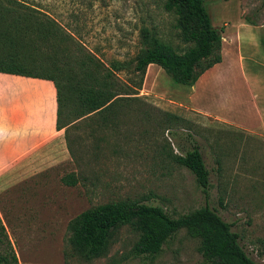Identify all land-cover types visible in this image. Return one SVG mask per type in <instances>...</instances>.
I'll list each match as a JSON object with an SVG mask.
<instances>
[{"label":"rangeland","instance_id":"1","mask_svg":"<svg viewBox=\"0 0 264 264\" xmlns=\"http://www.w3.org/2000/svg\"><path fill=\"white\" fill-rule=\"evenodd\" d=\"M11 1L47 14L106 64L133 59L145 46L142 29L177 52L191 45L180 37L176 14L164 8L167 0H2L6 6ZM205 5L217 28L244 22L264 29V0H205ZM119 75L127 78V72ZM26 81L0 73V91L20 90ZM229 83L235 96L242 82L235 74ZM186 90L162 68L150 69L138 93L142 101L114 124L103 125L95 116L76 122L69 131L74 153L67 150L64 161L0 163V253H14L18 264H209L198 251L199 239L185 229L152 256L133 253L138 235L129 225L113 232L102 257L85 260L71 250L67 225L73 217L129 198L160 206L172 217L207 205L231 224L246 253L264 264V138L193 111L183 103ZM215 102L220 99L210 95L209 105ZM234 103L226 106L238 110ZM164 113L178 118L166 122ZM195 146L208 170L206 193L173 159ZM70 172L78 179L72 186L61 181Z\"/></svg>","mask_w":264,"mask_h":264},{"label":"trees","instance_id":"2","mask_svg":"<svg viewBox=\"0 0 264 264\" xmlns=\"http://www.w3.org/2000/svg\"><path fill=\"white\" fill-rule=\"evenodd\" d=\"M0 0V72L35 77L53 82L56 91V128L63 129L70 154H73L70 129L76 122L95 116L106 125L115 123L125 109L142 101L138 95L149 64L160 66L176 84L192 86L199 76L221 61V33L211 23L205 0H167L164 8L176 14L181 39L191 45L177 52L168 43L152 37L142 29L145 46L129 60L104 63L96 53L63 29L45 13L11 1ZM24 7L20 11L19 6ZM254 24V22H250ZM119 72H127V78ZM165 121L177 119L164 113ZM179 165L188 168L206 193L208 170L197 146L184 155H173ZM66 185L78 182L74 172L61 177ZM129 225L138 238L133 245L135 255H156L162 245L180 229L199 239L198 251L209 264H257L239 242L231 224L207 205L177 217L157 205L136 199H118L85 209L67 225L71 250L85 260L102 257L108 250L113 232ZM3 228V227H2ZM17 263L0 253V264Z\"/></svg>","mask_w":264,"mask_h":264},{"label":"crops","instance_id":"3","mask_svg":"<svg viewBox=\"0 0 264 264\" xmlns=\"http://www.w3.org/2000/svg\"><path fill=\"white\" fill-rule=\"evenodd\" d=\"M242 26L246 29H241ZM157 67L161 68L149 64L146 72ZM3 74L28 78L29 81L23 83L25 87L20 90L0 91V163L41 159L52 163L64 161L68 149L63 129L56 128L57 104L53 82ZM235 74L242 86L234 96L229 80ZM219 78L226 84L219 83ZM186 88L183 103L193 111L264 138V29H251L244 22L239 27L223 29L221 61ZM210 95L211 98H219L221 105L215 102L211 107L208 103ZM233 100L232 106L238 110L226 106Z\"/></svg>","mask_w":264,"mask_h":264}]
</instances>
